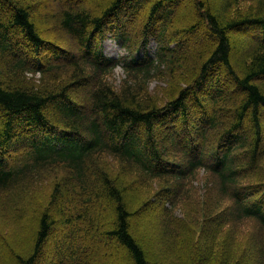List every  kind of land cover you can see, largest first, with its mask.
I'll use <instances>...</instances> for the list:
<instances>
[{
  "label": "trees",
  "instance_id": "obj_1",
  "mask_svg": "<svg viewBox=\"0 0 264 264\" xmlns=\"http://www.w3.org/2000/svg\"><path fill=\"white\" fill-rule=\"evenodd\" d=\"M57 1L0 0L3 213L42 177H53L49 194L33 197L29 226L18 208L9 213L20 229L0 231V264H40L53 242L58 264H264L263 239L244 254L232 249L222 263L218 250L230 223L264 226V0H192L177 19L186 0ZM40 7L48 10L37 17ZM108 37L118 54L105 52ZM54 59L64 62L63 73ZM118 66L130 78L115 86L109 76ZM155 76H165L168 87L152 93ZM222 78L230 92L217 86ZM236 91L240 98H225ZM210 104L229 113L212 161L199 142L212 150L209 128L201 129V122L219 126L218 112L208 115ZM196 114L203 116L192 121ZM197 121L200 137L195 145L189 138L195 154L185 162L173 154L182 140L176 124ZM105 156L114 157L116 174ZM201 168L212 172L218 204L231 201L230 210L201 212L206 220L224 214L225 221L206 236L184 233L172 255H160L161 244L155 251L150 243L153 216L161 217L166 247L181 234L171 235L165 213L173 212L155 209L158 199L146 192L161 180L164 195L172 196Z\"/></svg>",
  "mask_w": 264,
  "mask_h": 264
},
{
  "label": "rangeland",
  "instance_id": "obj_2",
  "mask_svg": "<svg viewBox=\"0 0 264 264\" xmlns=\"http://www.w3.org/2000/svg\"><path fill=\"white\" fill-rule=\"evenodd\" d=\"M44 1H49V0H39L38 4ZM50 1L55 2L57 0H50ZM186 1L187 2L181 7V9H179L176 12L175 14L176 19L179 18L188 10V7L192 2V0H186ZM77 2L79 4H83L86 1L78 0ZM61 4H62L61 2L57 1V8H60ZM46 7H40L38 9L37 17H40L44 15V13H47L48 9ZM44 33L52 36L56 35L50 30H46V29ZM248 33L252 34V31H248ZM204 36H208V34H205ZM239 36L244 37L241 33L239 34L234 33V37H239ZM248 36H252V35H248ZM62 38L68 40V42L71 43V45H69L71 52L77 51V47L73 44V41L71 39L65 36H62ZM104 49L108 54L111 53L117 54L118 46L110 37H108L104 41ZM43 59H44V63L47 62L46 56H44ZM54 63H56V65ZM53 64L57 67V69L55 68L57 74L64 72L62 70V66H64V62L59 61V59H54ZM30 68H32V66H30ZM223 73L224 72H221V75H225ZM165 76H170V74ZM165 76H155L154 79L150 81L149 91L153 93L155 92V90H160L162 87H164V89L167 88L168 86H166L165 85L166 83L163 82L165 80L164 79ZM27 77L31 78V80L34 81L35 83L41 82V84L44 82L45 79L44 77L42 78L39 74H34V73L27 74ZM129 78H130L129 75L124 71L122 67H117L115 72L109 76V80L115 86H119L121 83H123L125 80H128ZM220 85L221 86L223 85V89L226 90L229 83L227 82L226 84V82H224V79L222 78L217 81V86ZM227 90L230 92L229 89ZM240 95L241 92L236 91L232 95H229L225 98H228L230 96H237L238 98H240ZM80 102L84 103L83 100H81ZM224 104H226V102L221 103V105ZM210 106L211 108L208 115H210L212 111L213 113L215 111L218 112L219 116L216 120L219 123L218 127L212 129V127L209 124H205L204 122L201 121L199 122L197 121L196 125H191L188 127L182 126L181 124L178 123L176 124V128L181 132L182 140L178 144L179 147H177L179 150H176V152H174L173 150V154L176 155L177 157L185 156V162L187 159L191 158V156L195 154V152H192L193 147L191 148L192 144L190 143L189 138H193L194 141L193 144L195 145V143L198 141L197 137H200L196 133V129L200 128L199 126L200 122L204 127L201 129L209 128V133L211 135V138L210 140H208V143L213 148L210 151L209 149H206L207 146L206 142L199 141L200 149L202 150V153H200L199 149H197V151L200 154H203L207 159H210V161H212V159H214V157L219 152L218 141L223 131H225V129L229 127L227 126V119L229 117L228 115L229 113H227L226 111H222L219 108L213 110V106L211 104ZM199 115L203 116L202 114H196L195 115L196 117L193 116L192 121H195L194 119H197ZM170 147L174 148V146H170ZM215 151L216 153H214ZM113 158L114 157L112 156L109 157L105 156L104 161L107 163L108 166L113 167V171L116 174V172L119 171L120 167ZM211 174L212 172L207 168L199 169L193 178H191L188 181H185L181 186L176 187L178 185L176 184L175 187L177 189L174 191V195L172 196L164 195L165 192L162 189L163 186L162 183L161 185H159L161 180L160 181L155 180L150 184L149 191L146 192V196H148L149 198L156 197L158 199L157 201L152 202V204H154L153 207L155 209L167 208L166 212H170V211L173 212L172 214L165 213V215L170 220L171 223L170 227H173L171 230V235L174 232H176L177 234H181L178 237L174 236L175 238H177V240H176V244L173 245L174 246L173 248L170 245L166 247L163 241H168L169 239L167 236H162L161 233L159 232L161 229H163L161 217L158 215H154L152 220H157V221L156 222L153 221V225L152 224L148 225L149 231L150 233H152L151 234L152 238H154L150 240V243H152L153 250L155 249V251L159 250L157 247L159 243L161 244L160 255L162 254L168 256L172 255L173 253L170 252L169 250L171 251L176 250V248L183 240L184 233L189 232L195 237H199V234H201L202 236H206L208 235V233H212L213 231H215L217 227H219V225L225 221L224 214L215 216L214 217L215 219L210 218L209 220H206L201 212V208L205 209L207 215L211 216L216 214L222 209L230 210L231 201L228 200L218 204V202L220 201L218 198V190L214 179L211 177ZM52 178L51 176H47V175L42 177L40 179L42 183H37L36 184L37 186L34 189H32L31 193L28 192L24 194V197H21V199L18 198L20 199V201L16 202V204L14 203V205L12 206V210H8L5 213H3V211L6 210V207L1 202L3 198L7 196V194L6 192L0 193V231L7 230L10 235H14L13 232L17 234V229L18 230L20 229L19 228L20 225L17 223L16 219L14 218V215L9 214L13 212V210L16 213H19V211L20 213H23L27 219V223H28L27 226H29V221H30L29 219L31 214L33 213V207H34L33 205H35L33 197L37 198V196H39L41 198L46 194H49L50 181ZM245 180H248L250 182L255 181V179L254 180L248 179V177L241 178V181H245ZM38 189L40 190L38 191ZM35 193H37V196L35 195ZM160 197L162 198L165 197V199L162 198L159 199ZM172 203L174 204L172 205ZM17 208L19 209V211H17ZM151 210L153 211L154 209L152 208ZM230 224L231 225H227L224 227L223 233L221 234L222 236L220 237L221 247H219L218 249L221 251L220 263L224 262L227 259L232 249H235L236 251H239L244 254L247 251L249 252L250 250H255L260 239L264 240V226H262L257 221L247 219L240 223H230ZM214 225L216 226L215 229H214ZM53 243L50 244L49 247L47 248V253L45 255L47 256V258H44V260L41 261L40 264H58V260L61 258V256L59 255L61 251L58 250L57 247L54 248ZM213 246L214 245L212 244L206 246V249H209V247L211 248V256H210L211 258H214V256L212 255ZM0 250H3V244H1V242H0ZM218 257L219 254L217 251L215 260L219 261ZM47 259L49 261H47Z\"/></svg>",
  "mask_w": 264,
  "mask_h": 264
}]
</instances>
